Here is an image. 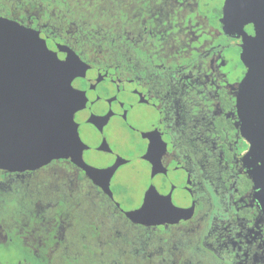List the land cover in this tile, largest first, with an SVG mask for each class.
<instances>
[{
  "label": "flooded vegetation",
  "instance_id": "obj_1",
  "mask_svg": "<svg viewBox=\"0 0 264 264\" xmlns=\"http://www.w3.org/2000/svg\"><path fill=\"white\" fill-rule=\"evenodd\" d=\"M223 6L0 0V32L12 24L31 33L48 65L73 60L106 111V184L125 186L140 211L147 202L142 213L187 215L134 224L65 159L0 170V264H264V181L253 177L261 170L237 108L243 41ZM137 180L155 185L133 204Z\"/></svg>",
  "mask_w": 264,
  "mask_h": 264
},
{
  "label": "water",
  "instance_id": "obj_2",
  "mask_svg": "<svg viewBox=\"0 0 264 264\" xmlns=\"http://www.w3.org/2000/svg\"><path fill=\"white\" fill-rule=\"evenodd\" d=\"M224 14L233 16L232 30L243 41L241 59L247 72L240 83L237 108L243 135L264 181V0H224ZM254 23V37L250 24ZM251 28V29H250ZM79 75V74H78ZM77 74L44 62L31 33L12 24L0 32V170L34 171L53 160H69L81 169L132 223L145 226L174 224L187 215L170 207L154 216L129 201L125 186L104 181L101 166L108 149L104 136L112 123L101 105L88 98ZM74 98L68 95V90Z\"/></svg>",
  "mask_w": 264,
  "mask_h": 264
},
{
  "label": "snow or ice",
  "instance_id": "obj_3",
  "mask_svg": "<svg viewBox=\"0 0 264 264\" xmlns=\"http://www.w3.org/2000/svg\"><path fill=\"white\" fill-rule=\"evenodd\" d=\"M63 59V57H61ZM57 66L61 67L62 69L67 70L68 72V80L65 81V84H68V81L71 80L73 75H76L78 73V66L73 60H67L63 64H58ZM68 95L71 98H74V93L71 92V90H68ZM147 210V202L145 203L144 208L141 209V211H146Z\"/></svg>",
  "mask_w": 264,
  "mask_h": 264
},
{
  "label": "rangeland",
  "instance_id": "obj_4",
  "mask_svg": "<svg viewBox=\"0 0 264 264\" xmlns=\"http://www.w3.org/2000/svg\"><path fill=\"white\" fill-rule=\"evenodd\" d=\"M118 158V157H117ZM116 158V159H117ZM114 159L115 158H111V160L112 161H114ZM110 165H112V162L110 161ZM109 165V164H108ZM109 165V166H110ZM110 175V174H109ZM108 181H110V179L108 178ZM138 182H134L133 183V186H132V189H131V200H132V203L133 204H136V201H135V198H134V196L136 195V194H139L145 187H148L149 188V186L150 185H155V184H152L153 182H152V180H149V181H145V182H143V181H139V180H137Z\"/></svg>",
  "mask_w": 264,
  "mask_h": 264
},
{
  "label": "trees",
  "instance_id": "obj_5",
  "mask_svg": "<svg viewBox=\"0 0 264 264\" xmlns=\"http://www.w3.org/2000/svg\"><path fill=\"white\" fill-rule=\"evenodd\" d=\"M111 224H118V222H117V221H113V220L111 219ZM112 235H113V234H112ZM113 237H114V236H113ZM113 237H112V239H113ZM151 239H153V238H151ZM116 240H118V239L116 238ZM159 240H167L166 235H163V234L159 235ZM176 246H177V245H176ZM94 249H95V252L97 253V251H98L97 247H95ZM180 249H181V248H180Z\"/></svg>",
  "mask_w": 264,
  "mask_h": 264
}]
</instances>
